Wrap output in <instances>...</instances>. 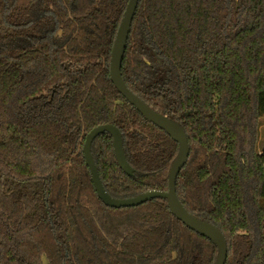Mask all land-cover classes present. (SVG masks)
Returning a JSON list of instances; mask_svg holds the SVG:
<instances>
[{
	"label": "trees",
	"instance_id": "obj_1",
	"mask_svg": "<svg viewBox=\"0 0 264 264\" xmlns=\"http://www.w3.org/2000/svg\"><path fill=\"white\" fill-rule=\"evenodd\" d=\"M129 0H0V264H215L217 247L162 198L128 208L106 191H168L179 145L110 78ZM127 87L186 131L177 195L215 225L226 264H264V0H140L122 63Z\"/></svg>",
	"mask_w": 264,
	"mask_h": 264
},
{
	"label": "water",
	"instance_id": "obj_2",
	"mask_svg": "<svg viewBox=\"0 0 264 264\" xmlns=\"http://www.w3.org/2000/svg\"><path fill=\"white\" fill-rule=\"evenodd\" d=\"M139 2L140 0H129L126 11L123 15L112 48L110 78L115 88L132 106L135 107L145 120L165 131L179 145L178 156L174 161L168 176V191H148L134 197L122 199L114 198L106 191L92 154V145L102 134L107 133L112 136L115 157L120 168L130 177H133L135 172L127 160L122 133L112 124L99 125L90 131L83 146L84 159L90 170L92 182L97 195L106 206L116 209L128 208L142 205L156 198L166 199L171 213L178 220L200 236L209 239L217 247L218 257L215 264H226L228 258V245L223 233L212 223L200 220L193 216L183 206L177 195V178L181 170L187 164L190 156V145L186 131L178 122L150 108L127 87L122 77V63Z\"/></svg>",
	"mask_w": 264,
	"mask_h": 264
},
{
	"label": "rangeland",
	"instance_id": "obj_3",
	"mask_svg": "<svg viewBox=\"0 0 264 264\" xmlns=\"http://www.w3.org/2000/svg\"><path fill=\"white\" fill-rule=\"evenodd\" d=\"M260 130L262 131V136L264 139V127H263V129L261 128ZM262 141H264V140H262ZM263 147H264V143L262 142V144L260 145V148H263Z\"/></svg>",
	"mask_w": 264,
	"mask_h": 264
}]
</instances>
